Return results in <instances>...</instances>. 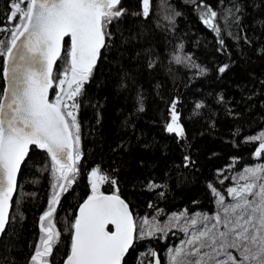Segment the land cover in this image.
<instances>
[{"label":"trees","instance_id":"16d2710c","mask_svg":"<svg viewBox=\"0 0 264 264\" xmlns=\"http://www.w3.org/2000/svg\"><path fill=\"white\" fill-rule=\"evenodd\" d=\"M11 2L0 0V96L15 24ZM205 6L217 12L213 26L204 23ZM118 7L125 12L107 26L110 36L75 98L78 108H71L81 158L52 216L60 237L51 264H63L70 252L71 225L92 193L93 169L107 178L100 190L123 196L137 220L213 214V188L228 196L233 171L264 160L255 155L260 141L249 140L264 127V0H152L148 16L141 0ZM66 43L57 79L68 66ZM173 102L183 136L167 131ZM53 183L50 156L31 147L0 240V264H30ZM173 238L136 239L124 264H148L149 249L162 258Z\"/></svg>","mask_w":264,"mask_h":264},{"label":"snow or ice","instance_id":"6c2138e0","mask_svg":"<svg viewBox=\"0 0 264 264\" xmlns=\"http://www.w3.org/2000/svg\"><path fill=\"white\" fill-rule=\"evenodd\" d=\"M120 2L121 0L11 2L9 19L19 16L20 23L11 30V39L5 53L11 64L6 61L4 69L8 87L0 96V232L4 231L8 221L17 173L29 155V146L46 150L50 156L54 189L59 187L66 191L74 182L78 174L77 163L81 158L76 147L80 141L79 124L73 111L66 110L78 108L75 98L81 94L101 48L106 45V37L110 36L107 26L125 12L118 7ZM23 4H26V8L22 7ZM205 7L204 23L213 26L212 20L217 12ZM148 12L149 0H143V14L147 16ZM65 37H70L71 41L67 49L68 67L62 74L63 78L58 81L60 92L56 93L54 101H50L49 89L54 84L53 64L61 55ZM176 60L180 62L179 57ZM224 70L223 67L220 68L221 72ZM65 84L67 89L64 88ZM69 100L72 101L71 105L67 102ZM167 131L183 136V128L175 113V102L172 122L168 124ZM249 140L260 141L255 152L257 157L264 154V133L250 137ZM245 173L241 179L250 182L228 189V195L238 200L223 208L226 214L224 219H221L219 213L216 214V223L212 228L205 225V230L193 232L187 241L189 245H194L202 237H208L217 224L223 223L226 231H220L218 236L212 234L210 244L207 245L214 255H201L200 249L206 245L200 243L190 253L199 258L190 264H209V261L212 264H264V165L247 168ZM90 175L93 177L92 194L80 205L79 215L71 225L70 254L66 258V264H122L125 254L133 246L134 234L137 233L136 223L128 204L118 194L104 195L98 191V183L107 178L98 175V169H93ZM213 192L219 195L214 188ZM59 196L60 193L54 191L48 210L40 217L44 235L35 246L30 264H51L50 257L60 237L52 220ZM223 200L220 197L221 204ZM229 211L234 215V220L227 215ZM46 219L47 226L43 223ZM176 219L179 220V217ZM204 219L207 220L208 217ZM191 223L195 225L197 220L193 219ZM144 224H149L147 219ZM109 225H114L115 230H107ZM156 231H163V228L151 225L147 235L152 236ZM139 235L143 236V230ZM229 248L238 249L240 258L227 251ZM183 252V248H177L171 256V264H188L180 259ZM221 253L227 257L226 260L216 259ZM205 255L208 256L207 261L204 260ZM155 264H160L158 258Z\"/></svg>","mask_w":264,"mask_h":264},{"label":"rangeland","instance_id":"374dc122","mask_svg":"<svg viewBox=\"0 0 264 264\" xmlns=\"http://www.w3.org/2000/svg\"><path fill=\"white\" fill-rule=\"evenodd\" d=\"M151 5H152V0L150 2L149 13L151 10ZM22 7L26 8V4H23ZM11 22L15 23L14 25H12V29H13L16 24L20 23L19 16H17L15 19H11ZM65 70L66 69H63L61 74H63V72ZM61 78H63V76H61L60 79ZM64 88L67 89L66 84L64 85ZM65 99H67V98H65ZM69 101H67V102L69 103ZM69 105H70V103H69ZM66 111H72V109L69 108ZM70 119L71 118H69V120ZM76 120H77V118H76ZM171 122H172V120H171ZM73 131H75V130H73ZM261 133H264V127L256 136H259ZM76 147L81 154L80 141ZM263 156H264V154H262L260 156V158H262ZM257 165H264V160L256 161L255 163L247 166L246 168H244L242 170L233 171V173L231 175H230V173H231L230 172L228 175H230L229 177H230V180L233 183L234 187H237L238 185H243L246 182H250V181H245V180L241 179V176L246 175L245 169L250 168V167H255ZM100 183H98L97 186H99ZM59 190H60L59 187H57L55 189L53 188L52 192L54 193V191L57 192ZM217 193L219 194V195L216 194L217 195V205H218L217 207H218V209L213 214L190 213L188 211H181V212L172 213V214L167 215L166 217H163V218H161L159 216H155V217L141 216V217H139L136 220L137 239L152 237V236L157 235V234L163 235V236H165V238L167 235L173 236L174 238L171 239L170 241H168L169 244L167 245L165 252H163V254H162L163 255L162 259H161L162 264H171V256L175 254V250L177 248H183L184 252H183L182 256L180 257V259L185 260L186 262H188V264H190L191 261L199 258V256H193V255H190V253H191L192 249L194 247H198L200 243H203L204 245H206V247H203L200 249L201 255H203L204 253H209L210 255H214V253L211 252V249L209 247H207V245L210 244V237L212 234H216L218 236V233L220 231H226L223 223L217 224L216 228L212 229V232L210 233V235L208 237H202L201 240L199 242H197L196 244L189 245L187 243V241L192 237L193 232L205 230V225H207L208 228H212V225L214 223H216V221H215L216 214L219 213V215L221 216V219L223 220L225 215H226L223 212V208L230 205V204L236 203L238 200V198H233L230 195H228V196L224 195L223 192H221V191H217ZM220 197L224 198L223 204H221V202H220ZM248 198L252 199L251 196H249ZM239 211L240 210H237V212H239ZM227 215L231 219L234 220L235 217L231 213V211H229V213ZM176 217H179V220H177ZM204 217H208V219L205 220ZM145 219L148 220V222H149L148 225L144 224ZM193 219L197 220V223L195 225H193L191 223V221ZM43 223L45 226H47V219ZM151 225H158L159 227L163 228V231H156L154 235L149 236V235H147V231L149 230V227ZM141 230H143V236L142 237L139 235ZM42 235H44V234L42 233L41 236ZM241 243H244V242H241ZM249 247H252V245L249 244ZM253 250H255V249H253ZM155 251H157V250L149 249L148 252H149L151 257H153V254L155 253ZM227 251L232 252L233 255L240 258L238 249L229 248V249H227ZM144 254H145L144 256H146V253H144ZM216 259L223 261V260H226L227 257L223 253H221V255L217 256ZM204 260L207 261L208 256L205 255ZM152 263H153V259L148 262V264H152ZM209 264H212V262L209 261Z\"/></svg>","mask_w":264,"mask_h":264},{"label":"water","instance_id":"95a60500","mask_svg":"<svg viewBox=\"0 0 264 264\" xmlns=\"http://www.w3.org/2000/svg\"><path fill=\"white\" fill-rule=\"evenodd\" d=\"M149 9H150V0H149ZM148 14H149V12H148ZM147 16H148V15H147ZM66 38H67V37H65V38H64V41H62V48H61V55H60V57L62 56L63 51H64V43H65ZM69 38H70V37H69ZM70 42H71V41H70ZM14 51H15V49H14ZM60 57L57 58V60H56L55 63L53 64L52 78H53V72H54L55 66H56L57 62L59 61ZM6 61H8V64H9V65L11 64V60H9V58L5 55V62H6ZM5 67H6V63H5ZM4 69H5V68H4ZM4 81H5V87H4V90H5V88L8 87V79L6 78L5 73H4ZM50 91H51V89H49V100H50ZM3 93H4V91H3ZM33 146H34V145L29 146V151H30L31 147H33ZM23 164H24V163H22L21 168H20L19 172L17 173V177H16V188H15L14 192L12 193V199H11V201H10V207H9V210H8V221H7L6 225H5V229H6L7 225H8L9 219H10V214H11V209H12L13 199L15 198V196H16V194H17V190H18V186H19V176H20V172H21V169H22ZM103 194H104V195H113V194H118V193L112 192V193H103ZM118 195L120 196V198H121L122 200L125 201V203L128 204L129 211L132 213L133 219H134V221H135V216H134V213L132 212V209H131V207H130V204L126 201V199H125L123 196H121L120 194H118ZM87 198H88V197H87ZM87 198H86V199H87ZM86 199H85V200H86ZM85 200H84V201H85ZM84 201H83L81 204H83ZM81 204H80V205H81ZM79 207H80V206H79ZM78 215H79V208H78V211H77V216H78ZM5 229H4V231H5ZM107 230H109V231H114V230H115V226H114V225H109ZM4 231H3V232H0V240H1V238H2V235H3ZM135 240H136V234H134V242H133V245H134V243H135ZM132 247H133V246H132ZM132 247H131V248H132ZM131 248L129 249V251L131 250ZM129 251L125 254V257H124V260L122 261V264H124L125 259H126L128 253H129ZM69 254H70V253H69ZM69 254H68V255H69ZM66 258H67V257H66ZM66 258H65L63 264H66ZM157 258L160 260V264H162V260H161V257H160V253H159L158 251L155 252V255H154V257H153V263H152V264H155V261H156Z\"/></svg>","mask_w":264,"mask_h":264},{"label":"flooded vegetation","instance_id":"af4514ba","mask_svg":"<svg viewBox=\"0 0 264 264\" xmlns=\"http://www.w3.org/2000/svg\"><path fill=\"white\" fill-rule=\"evenodd\" d=\"M70 47V38L68 37L67 38V43H66V49H68ZM60 78L57 79V75H53V81H54V84H53V87L51 89L52 91V95L51 96V100L54 101L55 100V96H56V93L57 92H60V86H59V81ZM51 262V261H50Z\"/></svg>","mask_w":264,"mask_h":264},{"label":"bare ground","instance_id":"6f19581e","mask_svg":"<svg viewBox=\"0 0 264 264\" xmlns=\"http://www.w3.org/2000/svg\"><path fill=\"white\" fill-rule=\"evenodd\" d=\"M141 4H143V0H141ZM142 12H143V7H142ZM4 68H5V59H4ZM3 73H4V70H3ZM4 76V75H3ZM98 175H101V174H99L98 173ZM100 185L98 186V190H100ZM101 191V190H100ZM57 192H59L60 193V196H59V199H60V197H61V195H62V193L64 192V191H62L61 189L59 190V191H57ZM102 193H110V192H104V191H102ZM52 195H53V192H52ZM57 205V204H56ZM55 205V206H56ZM40 237H41V235H40ZM40 237H39V241H40ZM39 241H38V243H39ZM37 243V244H38Z\"/></svg>","mask_w":264,"mask_h":264}]
</instances>
